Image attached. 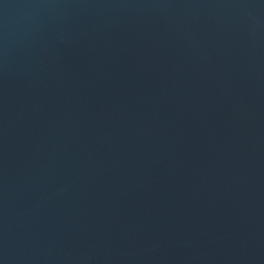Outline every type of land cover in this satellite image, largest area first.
Listing matches in <instances>:
<instances>
[{
    "label": "water",
    "instance_id": "water-1",
    "mask_svg": "<svg viewBox=\"0 0 264 264\" xmlns=\"http://www.w3.org/2000/svg\"><path fill=\"white\" fill-rule=\"evenodd\" d=\"M0 264H264V0H0Z\"/></svg>",
    "mask_w": 264,
    "mask_h": 264
}]
</instances>
